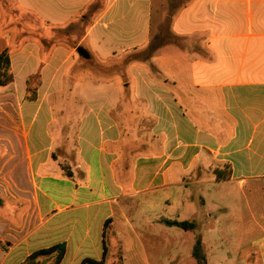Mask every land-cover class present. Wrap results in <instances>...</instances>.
Segmentation results:
<instances>
[{
    "label": "crops",
    "instance_id": "1",
    "mask_svg": "<svg viewBox=\"0 0 264 264\" xmlns=\"http://www.w3.org/2000/svg\"><path fill=\"white\" fill-rule=\"evenodd\" d=\"M3 50L0 264L61 243L59 264H177L196 235L206 264H264V0H0Z\"/></svg>",
    "mask_w": 264,
    "mask_h": 264
},
{
    "label": "rangeland",
    "instance_id": "2",
    "mask_svg": "<svg viewBox=\"0 0 264 264\" xmlns=\"http://www.w3.org/2000/svg\"><path fill=\"white\" fill-rule=\"evenodd\" d=\"M53 32H54L56 39H58V37H60V34L63 33L61 32L60 29H53ZM34 86L35 84L33 82L29 85L30 88L28 87V96L33 95ZM15 108L16 107H13V105L10 103L0 102V142L1 144H4L5 146L4 148H2L3 145L2 147H0V154H2L0 156V168L2 167V164L5 161H7L11 156H16L18 154V149L14 148L13 146L14 144H16V142L19 143L18 141L21 140V130H20V126H19L18 118H17L18 113L15 111L16 110ZM5 144H8L10 147H7ZM198 173H199V170L197 171V173L194 172V174L188 173L184 177H186L187 182H190V181H193L191 177L193 175L194 176L199 175ZM187 189H188L187 190L188 193L190 194L189 196L191 200L193 199V201H196L194 196L197 193H201V191H204L203 187L201 186L194 187L192 184L189 186L187 185ZM227 191H228L230 200L234 199L235 197L241 196V194L238 192L239 190L235 186L229 187ZM245 192H247V190H245ZM196 205H198V207H201V204L199 202H197ZM262 213L264 214V212ZM241 214L244 216V221L242 223L244 227L240 228L239 230H236V232L237 231L239 232L240 241L242 245H245L246 243H250V241L257 234L260 235L262 233V230L258 229L257 227L248 226L249 220L247 217V213L244 211ZM226 231L229 232L230 234L232 233V230L228 228H226ZM232 240H234V235L231 237V240L229 243L226 241H223L222 244H220L218 247L220 248V250H222V252L233 253L236 251L235 250L236 246L233 244V242H231ZM192 245H193L192 239L190 241L188 237H182L180 239L179 246L173 245V244L165 245L164 251L166 252V256H167L168 253L175 250L177 252V255L179 256V260L177 264H195L194 260L192 259L190 255ZM176 246L177 248L175 249ZM22 253H23L22 248L18 249L16 252L11 254V256L5 260L4 264L18 263L19 262L18 260L21 259L20 257H22L23 255ZM238 253H242L241 250H239ZM79 257L81 258L82 256H79ZM110 259L111 258L109 256L107 258V261H104L103 264H123L121 260V253L119 251H117L114 258H112L111 260ZM51 262L52 260H48L46 261L45 264H51ZM76 262L78 263V260Z\"/></svg>",
    "mask_w": 264,
    "mask_h": 264
},
{
    "label": "trees",
    "instance_id": "3",
    "mask_svg": "<svg viewBox=\"0 0 264 264\" xmlns=\"http://www.w3.org/2000/svg\"><path fill=\"white\" fill-rule=\"evenodd\" d=\"M12 81L8 51L3 50L0 53V88L7 86ZM166 224L177 226L183 230H194L195 224L187 221H166ZM65 246L63 243L56 244L47 248L39 249L29 254L19 264H45L46 261L52 260L51 264H59L64 256ZM105 253V250H104ZM191 256L196 264H206L205 255L202 250L201 237L196 235L191 251ZM122 260V258H121ZM103 258L100 261L86 259L81 264H103Z\"/></svg>",
    "mask_w": 264,
    "mask_h": 264
}]
</instances>
